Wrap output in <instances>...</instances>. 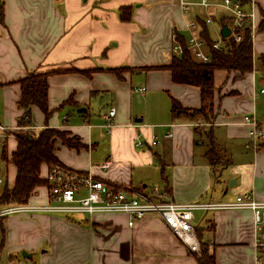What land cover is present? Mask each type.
Instances as JSON below:
<instances>
[{"label": "crops", "instance_id": "0c3cea01", "mask_svg": "<svg viewBox=\"0 0 264 264\" xmlns=\"http://www.w3.org/2000/svg\"><path fill=\"white\" fill-rule=\"evenodd\" d=\"M190 2L183 13L179 0H0V124L19 125L20 80L28 73L62 71L48 78L51 116L46 119L33 106L30 124L78 138L79 148L56 140L60 165L130 193L148 194L155 186L178 204L228 203L252 190L264 201V0H243V10L256 13L252 70L215 71L207 117L172 111L173 101L186 110L200 109L201 88L175 83L163 67L175 55L173 36L188 40L189 23L197 24L201 37L206 27L214 43L223 40L221 28L230 19L223 0H207V7L201 0ZM123 9L129 20L122 18ZM212 23L218 39L212 37ZM123 68L121 75L113 72ZM112 107L116 113L106 128ZM245 116L257 121L256 142ZM167 131L173 134L168 140ZM154 135L157 146H135L138 138L148 145ZM212 152L219 156L216 165ZM105 161L111 166L102 170ZM49 167L42 166V177ZM43 187L35 189L29 204L49 202L48 190L39 191ZM196 212L200 246L208 244L215 264H257L251 211ZM128 221L121 213L5 217L0 264H200L202 246L191 252L159 216L133 226Z\"/></svg>", "mask_w": 264, "mask_h": 264}, {"label": "built area", "instance_id": "2783aa9c", "mask_svg": "<svg viewBox=\"0 0 264 264\" xmlns=\"http://www.w3.org/2000/svg\"><path fill=\"white\" fill-rule=\"evenodd\" d=\"M180 8L183 13H187L193 5L190 0H179ZM207 7V0H201L198 3ZM229 15L231 24V35L236 42L242 40V34L237 33V28H244L249 24V30L252 34L255 32L256 13L254 9L251 12H245L239 0H223L221 4ZM211 22L209 17L206 21ZM196 23H189L187 28L190 32L187 40V50L193 58L201 63H209L211 56L209 54L208 42L196 32ZM173 53L179 56L184 48L176 40ZM223 47L222 39L213 43L212 48L221 50ZM145 89L137 88L135 92H143ZM115 108H111L105 116L106 128L112 126V119L115 116ZM245 123L253 127L252 137L258 139L259 130L254 116H245ZM169 127H172L169 126ZM36 126L16 125L7 126L0 124V190L3 187L4 176L3 167V143L7 140L16 142L27 134L34 133ZM173 134L170 131L165 133L164 138L170 139ZM159 143L158 137L153 136L148 145L146 141L137 139L135 146L143 149L146 146L155 147ZM110 161H105L100 165L102 170L109 169ZM45 179L47 180L48 200L44 205H9L0 208V218L12 215H32L36 213L57 214L71 216L75 214L94 215L98 213H121L128 216V224L133 226L135 222L141 221L148 216H159L165 225L172 230L178 239L188 247L191 252H200V241L197 237L196 227L194 225V216L196 211H220V210H249L253 215L254 238L253 246L255 249L257 264H264V201L256 198L255 192L249 191L240 194L232 202H195L190 204H178L165 200L158 188L152 189L150 193L136 192L130 193L121 189L115 190L103 181L97 180L92 173L84 174L68 169L63 165H51L47 171Z\"/></svg>", "mask_w": 264, "mask_h": 264}, {"label": "trees", "instance_id": "16d2710c", "mask_svg": "<svg viewBox=\"0 0 264 264\" xmlns=\"http://www.w3.org/2000/svg\"><path fill=\"white\" fill-rule=\"evenodd\" d=\"M243 6V0H239ZM122 18L129 20V12L123 9ZM0 22H3V12L0 11ZM227 23H231L228 20ZM226 23V24H227ZM237 33L242 34V40L236 42L230 36L223 39V47L221 50L212 48L213 42L209 38L206 27H203L202 37H204L209 46V54L211 61L209 63H201L196 61L191 53L186 49L187 41L182 40L176 33V40L184 48L181 55H174L170 64L163 67L172 74V79L178 84H187L198 86L201 88L202 107L197 110L183 109L176 101L172 103L173 112H190L200 114L207 117L212 111L213 93H214V73L216 70H226L228 72H239L240 74L250 72L253 67V50L251 32L247 28H237ZM264 64V56L261 58ZM127 70L116 69L113 72L121 75V71ZM62 71H35L20 80L21 97L18 106L23 110L18 124L22 126L32 123V107H38L48 119L52 111L49 107L48 78L51 74L60 73ZM62 139L70 148H79V140L76 137L68 138L65 131L55 128H45L38 132L27 134L17 141V146L10 155L3 154V162L13 165L15 168V179L11 185H8L4 177L3 187L0 190V208L9 205L27 204L29 198L40 186H46L47 180L41 176V168L44 164L60 165L54 156L55 142ZM214 152V151H213ZM212 152V153H213ZM210 155L212 165L218 163L219 156L214 153ZM109 185L108 183H106ZM115 190L116 186L109 185ZM3 218H0L2 220ZM197 237L201 239V233L197 230ZM202 255L199 259L200 264H215V257L210 253L208 244H201Z\"/></svg>", "mask_w": 264, "mask_h": 264}, {"label": "rangeland", "instance_id": "374dc122", "mask_svg": "<svg viewBox=\"0 0 264 264\" xmlns=\"http://www.w3.org/2000/svg\"><path fill=\"white\" fill-rule=\"evenodd\" d=\"M212 24L213 25L210 26L211 29H212V37L213 38L215 37V39H218L217 34H219V29L217 28V25L216 24H214V23H212ZM214 28H215L216 34H215V31H214ZM99 110L98 109H95L94 111H91L92 114H94L93 116H97V118H98L99 117V113H98ZM38 131H40V129L37 130L36 132H38ZM15 146H16V141L15 140H7V141H5L3 143V154H5L7 156L10 155L11 152L13 151V149L15 148ZM144 148H146V147H144ZM2 174H3L4 177L5 176L7 177L6 181H7L8 185H11L13 183L14 179H15V168L13 167V165H11V164L8 165V163H4L3 162ZM154 182H155L154 184H158V186L161 185V183H159L158 181H154ZM151 186H152V183H151ZM152 187L155 188V186H152ZM46 188H44V187L43 188H40L39 191L40 190H47ZM36 191H37V189H36ZM32 195H35V193L32 194Z\"/></svg>", "mask_w": 264, "mask_h": 264}, {"label": "water", "instance_id": "95a60500", "mask_svg": "<svg viewBox=\"0 0 264 264\" xmlns=\"http://www.w3.org/2000/svg\"><path fill=\"white\" fill-rule=\"evenodd\" d=\"M220 33H221V37H222L223 39H225V38L230 37V35H231V30H230V28L228 27V25L225 24V25L222 26ZM78 112H86V109H85V108H80V109H78ZM26 254H27V253H23L24 256H25Z\"/></svg>", "mask_w": 264, "mask_h": 264}]
</instances>
